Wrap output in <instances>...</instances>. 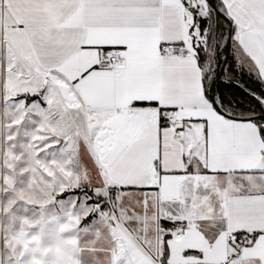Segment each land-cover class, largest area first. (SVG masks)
<instances>
[{
	"label": "snow or ice",
	"instance_id": "1",
	"mask_svg": "<svg viewBox=\"0 0 264 264\" xmlns=\"http://www.w3.org/2000/svg\"><path fill=\"white\" fill-rule=\"evenodd\" d=\"M0 114V264H264V0H0Z\"/></svg>",
	"mask_w": 264,
	"mask_h": 264
},
{
	"label": "rangeland",
	"instance_id": "2",
	"mask_svg": "<svg viewBox=\"0 0 264 264\" xmlns=\"http://www.w3.org/2000/svg\"><path fill=\"white\" fill-rule=\"evenodd\" d=\"M28 127H30V125ZM3 133L4 129L0 127V135H3ZM31 215H33L32 209H28V211H25L24 206L22 204H19L12 210L11 213L7 215H0V229L15 231L18 227H20L21 218Z\"/></svg>",
	"mask_w": 264,
	"mask_h": 264
},
{
	"label": "water",
	"instance_id": "3",
	"mask_svg": "<svg viewBox=\"0 0 264 264\" xmlns=\"http://www.w3.org/2000/svg\"><path fill=\"white\" fill-rule=\"evenodd\" d=\"M224 55H225L227 58H229V59H230V56H231V51L229 50V52L225 53Z\"/></svg>",
	"mask_w": 264,
	"mask_h": 264
},
{
	"label": "trees",
	"instance_id": "4",
	"mask_svg": "<svg viewBox=\"0 0 264 264\" xmlns=\"http://www.w3.org/2000/svg\"><path fill=\"white\" fill-rule=\"evenodd\" d=\"M231 57V56H230Z\"/></svg>",
	"mask_w": 264,
	"mask_h": 264
}]
</instances>
